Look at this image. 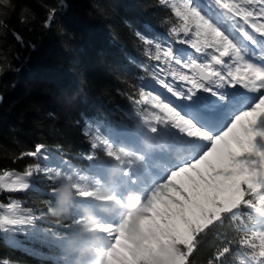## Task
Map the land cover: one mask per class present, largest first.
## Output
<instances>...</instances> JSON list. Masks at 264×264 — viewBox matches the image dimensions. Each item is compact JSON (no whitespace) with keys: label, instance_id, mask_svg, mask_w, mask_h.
<instances>
[{"label":"trees","instance_id":"16d2710c","mask_svg":"<svg viewBox=\"0 0 264 264\" xmlns=\"http://www.w3.org/2000/svg\"><path fill=\"white\" fill-rule=\"evenodd\" d=\"M64 3L66 8L60 0H11L12 7L0 5V173H23L37 163L55 167L51 179L33 175L27 190H0V214L16 202L23 217L20 223L0 228V264H66L63 253L76 244V233L71 236L68 231L81 229L74 223L79 212L114 205L109 193L82 176L83 165L121 160L102 136L96 149L91 148V134H84L86 120L94 131L96 122L103 121L93 115L103 105L114 112L99 115L114 125L150 130L156 118L152 104L134 101L140 99L141 87L158 95L163 87L150 73L167 66L146 54L149 46L135 33L164 46H189L169 35L175 16L159 0ZM25 6L28 22L22 23ZM50 8L57 11L45 29ZM61 29L66 34H60ZM37 144L46 145L47 164L42 157L18 159ZM256 215L250 207L226 213L199 236L190 264H242L249 259L248 250L235 242L220 262L215 253L264 222Z\"/></svg>","mask_w":264,"mask_h":264},{"label":"snow or ice","instance_id":"6c2138e0","mask_svg":"<svg viewBox=\"0 0 264 264\" xmlns=\"http://www.w3.org/2000/svg\"><path fill=\"white\" fill-rule=\"evenodd\" d=\"M159 2L169 6L175 16L169 35L197 55H187L172 44L164 46L137 31L135 35L149 46L146 54L167 66L150 75L182 100L183 107L165 103L143 87L134 103L147 102L164 111L172 128L190 138L193 158L170 169L152 192L145 208L151 219L111 226L114 241L109 264H190L199 236L226 213L264 206V0ZM60 3L67 7L64 0ZM0 5L13 6L11 0H0ZM28 11L27 6L21 9L22 23L28 22ZM56 11L49 9L45 29L51 27ZM60 34L66 33L61 29ZM160 73L180 81L182 88L166 82ZM91 124L86 120L84 134H91L92 149L104 133L102 127L114 131L122 127L97 121L93 131ZM25 156L48 159L46 145L37 144L18 159ZM54 172L55 167L39 163L28 165L23 173L4 170L0 190H27L30 177L42 174L51 179ZM170 188L179 191L181 198H168ZM21 214L18 203H9L7 212L0 214V228L20 223ZM233 242L248 250L249 259L242 264H264V226L248 230L238 241H229L215 253L217 262Z\"/></svg>","mask_w":264,"mask_h":264},{"label":"rangeland","instance_id":"374dc122","mask_svg":"<svg viewBox=\"0 0 264 264\" xmlns=\"http://www.w3.org/2000/svg\"><path fill=\"white\" fill-rule=\"evenodd\" d=\"M186 54L197 55L193 49H187ZM184 71L188 70L185 69ZM163 78L166 82L174 84L177 88H182V83L173 77L169 78L168 76H164ZM160 95L165 103H172L173 106L179 105L183 107V101L173 96L167 89L164 92L161 91ZM157 113L159 121L155 133L152 134L149 132L145 136L146 138L142 142L137 156L128 159L124 169L127 171L126 175L122 178L116 176L112 179L111 187L117 191V196L120 200L119 207L115 209L116 216L113 219L115 223L112 226L120 225L127 220L141 221L151 219L150 216L145 215V208L152 192L160 185L162 180L166 179L170 169L180 166L181 163H188L193 158V150L184 146V144L191 146L186 141L190 140V138L186 139L183 134H179L177 130L172 128L171 122L168 120L164 111L161 114L159 112ZM153 136H165L167 140L173 139L174 142L156 144ZM42 163L47 164L48 159ZM13 171L22 173L17 170ZM128 184L136 188V194H127L126 185ZM167 197L178 200L181 198V193L170 188ZM106 238L109 241H107V246L101 249L104 252L101 264H109L108 253L114 241V235L111 229L107 233Z\"/></svg>","mask_w":264,"mask_h":264},{"label":"bare ground","instance_id":"6f19581e","mask_svg":"<svg viewBox=\"0 0 264 264\" xmlns=\"http://www.w3.org/2000/svg\"><path fill=\"white\" fill-rule=\"evenodd\" d=\"M185 147L189 148V149H192L191 146H188L187 144H184ZM193 150V149H192ZM262 215V218H263V215H264V208H262L261 210H259V213L256 215V217H259ZM261 222L256 224L254 227L257 228V227H261ZM249 228H253V226L249 227Z\"/></svg>","mask_w":264,"mask_h":264},{"label":"clouds","instance_id":"9594fccd","mask_svg":"<svg viewBox=\"0 0 264 264\" xmlns=\"http://www.w3.org/2000/svg\"><path fill=\"white\" fill-rule=\"evenodd\" d=\"M14 264H15V262H14Z\"/></svg>","mask_w":264,"mask_h":264}]
</instances>
